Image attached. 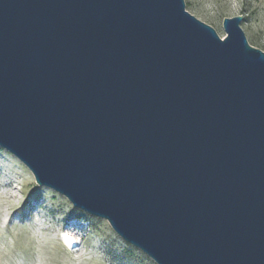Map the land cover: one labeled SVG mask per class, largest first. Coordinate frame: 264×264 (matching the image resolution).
<instances>
[{"label": "water", "instance_id": "obj_1", "mask_svg": "<svg viewBox=\"0 0 264 264\" xmlns=\"http://www.w3.org/2000/svg\"><path fill=\"white\" fill-rule=\"evenodd\" d=\"M184 0H0V147L156 264H264V51Z\"/></svg>", "mask_w": 264, "mask_h": 264}, {"label": "rangeland", "instance_id": "obj_2", "mask_svg": "<svg viewBox=\"0 0 264 264\" xmlns=\"http://www.w3.org/2000/svg\"><path fill=\"white\" fill-rule=\"evenodd\" d=\"M185 9L225 37L222 20L241 15L248 43L264 51V0H184ZM64 232L77 240L67 248ZM0 264H156L120 238L104 219L38 185L16 157L0 147Z\"/></svg>", "mask_w": 264, "mask_h": 264}, {"label": "bare ground", "instance_id": "obj_3", "mask_svg": "<svg viewBox=\"0 0 264 264\" xmlns=\"http://www.w3.org/2000/svg\"><path fill=\"white\" fill-rule=\"evenodd\" d=\"M59 239L69 249L76 248L79 245L77 240L71 236H68V233L66 232H64L63 234H60Z\"/></svg>", "mask_w": 264, "mask_h": 264}]
</instances>
